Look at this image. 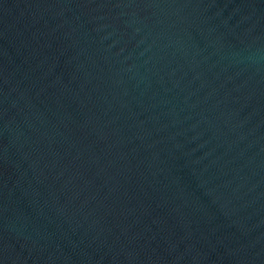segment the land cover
Here are the masks:
<instances>
[{
	"label": "water",
	"instance_id": "95a60500",
	"mask_svg": "<svg viewBox=\"0 0 264 264\" xmlns=\"http://www.w3.org/2000/svg\"><path fill=\"white\" fill-rule=\"evenodd\" d=\"M0 264H264V0H0Z\"/></svg>",
	"mask_w": 264,
	"mask_h": 264
}]
</instances>
